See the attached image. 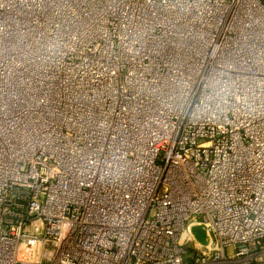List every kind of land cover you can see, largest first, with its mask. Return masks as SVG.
<instances>
[{
	"label": "built area",
	"instance_id": "obj_1",
	"mask_svg": "<svg viewBox=\"0 0 264 264\" xmlns=\"http://www.w3.org/2000/svg\"><path fill=\"white\" fill-rule=\"evenodd\" d=\"M0 264H264V0H0Z\"/></svg>",
	"mask_w": 264,
	"mask_h": 264
},
{
	"label": "water",
	"instance_id": "obj_2",
	"mask_svg": "<svg viewBox=\"0 0 264 264\" xmlns=\"http://www.w3.org/2000/svg\"><path fill=\"white\" fill-rule=\"evenodd\" d=\"M194 233L195 235L197 236V238L202 242V243H205V232L202 228H195L194 229Z\"/></svg>",
	"mask_w": 264,
	"mask_h": 264
},
{
	"label": "rangeland",
	"instance_id": "obj_3",
	"mask_svg": "<svg viewBox=\"0 0 264 264\" xmlns=\"http://www.w3.org/2000/svg\"><path fill=\"white\" fill-rule=\"evenodd\" d=\"M227 254H228L229 256H231V255L234 254V251H233V250H228V251H227Z\"/></svg>",
	"mask_w": 264,
	"mask_h": 264
}]
</instances>
